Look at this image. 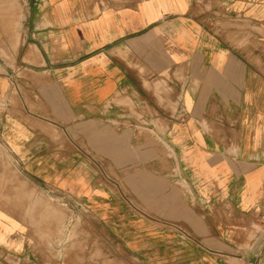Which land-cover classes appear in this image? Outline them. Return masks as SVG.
<instances>
[{
  "label": "crops",
  "instance_id": "crops-1",
  "mask_svg": "<svg viewBox=\"0 0 264 264\" xmlns=\"http://www.w3.org/2000/svg\"><path fill=\"white\" fill-rule=\"evenodd\" d=\"M4 13L0 141L20 174L109 207L93 156L183 228V261L211 264L242 229L250 251L226 252L264 264V0H20L16 31ZM10 218L0 264L27 251Z\"/></svg>",
  "mask_w": 264,
  "mask_h": 264
},
{
  "label": "rangeland",
  "instance_id": "rangeland-1",
  "mask_svg": "<svg viewBox=\"0 0 264 264\" xmlns=\"http://www.w3.org/2000/svg\"><path fill=\"white\" fill-rule=\"evenodd\" d=\"M2 6L3 16L10 18L8 28L16 31L20 0H4ZM235 24L238 29L244 25L247 29L252 27V32L253 29L260 31L254 23ZM2 104L0 101V111ZM89 160L93 188L116 193L115 197H110L109 207L105 206L109 200L105 198L107 195L104 198L84 196L81 189L76 188L74 197L66 198L50 183H42L33 175L25 178L0 141V207L10 212L12 240L27 241V251L21 256H14V252L12 264L36 258L40 260V256L47 258V264L195 263L183 261L184 254L178 252L177 239L184 232L178 223L169 221L163 214L148 213L146 197L137 196L142 191L126 188L124 175L115 174L102 160L93 156ZM232 231L230 238L237 243L236 246L220 245L219 248L225 251H213L211 264H249L232 259L233 249L240 256L250 251L244 245L248 240L244 231ZM225 234L223 231L224 237ZM227 248L231 252H226ZM13 249L17 251L20 248L16 245ZM190 253L194 255L193 250ZM206 258L210 260L208 256Z\"/></svg>",
  "mask_w": 264,
  "mask_h": 264
}]
</instances>
